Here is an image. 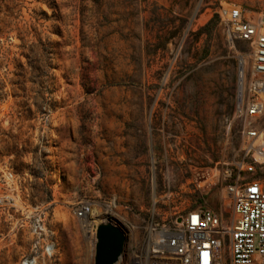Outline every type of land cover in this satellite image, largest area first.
I'll use <instances>...</instances> for the list:
<instances>
[{
  "label": "rangeland",
  "instance_id": "374dc122",
  "mask_svg": "<svg viewBox=\"0 0 264 264\" xmlns=\"http://www.w3.org/2000/svg\"><path fill=\"white\" fill-rule=\"evenodd\" d=\"M226 3L264 9V0H0V157L41 176L29 200L48 207L60 264L89 263L78 201H94L100 219L114 198L136 222L159 224L199 207L220 212L224 181L211 169L260 162L245 154L233 114L247 47L225 36ZM60 72L66 103L79 93L66 113L56 109ZM255 127L264 139V113ZM243 176L263 177L264 163ZM20 217L0 213V264H20L27 250L26 230L12 225Z\"/></svg>",
  "mask_w": 264,
  "mask_h": 264
},
{
  "label": "built area",
  "instance_id": "2783aa9c",
  "mask_svg": "<svg viewBox=\"0 0 264 264\" xmlns=\"http://www.w3.org/2000/svg\"><path fill=\"white\" fill-rule=\"evenodd\" d=\"M217 13L227 40L247 47L237 55L233 114L242 122V148L245 154L253 155L259 135L255 124L264 113V9L226 3ZM13 161V154L0 157V213L7 207L21 214L20 222L12 223L13 228L26 230L27 250L19 262L60 264L59 235L50 225L48 207L29 200L40 193L35 184L38 186L41 176L35 177L28 169L17 171ZM258 164L253 157V161L236 163L234 173L228 168L211 169V175L221 174L224 181L221 207L227 215L199 207L185 211L174 221L136 222L129 209H118L114 198H110L100 220L84 226L82 220L95 211V202L78 201L73 214L88 245V264H94L96 227L100 222L120 227L125 236L122 253L113 264H220L225 235L227 264H264V176H243L254 172ZM30 165L33 167L34 162ZM160 198V194L152 198V210ZM175 208L174 204L169 209Z\"/></svg>",
  "mask_w": 264,
  "mask_h": 264
},
{
  "label": "water",
  "instance_id": "95a60500",
  "mask_svg": "<svg viewBox=\"0 0 264 264\" xmlns=\"http://www.w3.org/2000/svg\"><path fill=\"white\" fill-rule=\"evenodd\" d=\"M125 236L120 227L100 222L96 227L94 264H113L120 257Z\"/></svg>",
  "mask_w": 264,
  "mask_h": 264
},
{
  "label": "bare ground",
  "instance_id": "6f19581e",
  "mask_svg": "<svg viewBox=\"0 0 264 264\" xmlns=\"http://www.w3.org/2000/svg\"><path fill=\"white\" fill-rule=\"evenodd\" d=\"M26 18V17H25ZM60 70V69H59ZM63 70V69H62ZM65 70V69H64ZM57 72V71H56ZM63 75H64V73L62 74V72H60V73H58V84H57V82H56V84L58 85V87H62L61 89L59 88V90H57L56 91V93H57V95H55V96H57L56 98H57V100H56V109L57 108H60L61 109V112L62 113H66L67 111H68V104H70L71 103V105L69 106L70 108L71 107H73L74 106V104H75V102H77V99L79 100V98H78V94L79 93H77V90H75V91H73L72 92V95H70L69 97H70V102H68V103H66V98H65V96H64V93H63V87H65V86H63ZM76 76V75H75ZM8 77V76H7ZM56 79V80H57ZM55 84V83H54ZM65 85V84H64ZM54 87H56V85L54 86ZM56 89H57V87H56ZM55 91V90H54ZM65 91H66V93H67V90L65 89ZM69 91V90H68ZM55 93V94H56ZM65 93V94H66ZM68 95V94H67ZM16 98V97H15ZM55 98V99H56ZM68 101H69V99H68ZM53 103V102H52ZM51 106V105H50ZM59 109V110H60ZM73 108H71V110H72ZM74 110V109H73ZM55 114V113H54ZM57 114V113H56ZM52 116H54L53 114H52ZM5 124V123H4ZM3 124V125H4ZM37 124V123H36ZM10 126V125H9ZM4 128V127H3ZM45 129V128H44ZM38 130V129H37ZM46 130V129H45ZM44 130V131H45ZM41 133H42V131H41ZM41 136V135H40ZM256 145H257V148H256V154H257V158H259L260 160V163H264V139H263V137H262V134H259L258 135V137H257V139H256ZM258 160V159H257ZM100 219H96V218H92V215L90 216V215H88L84 220H82V223L84 224V226H87V225H89V224H91L92 222H98ZM220 264H221V261H220Z\"/></svg>",
  "mask_w": 264,
  "mask_h": 264
}]
</instances>
